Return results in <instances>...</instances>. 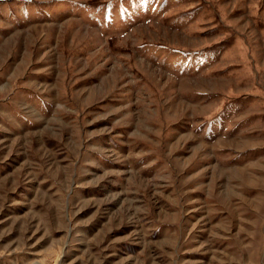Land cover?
<instances>
[{"label":"rangeland","instance_id":"obj_1","mask_svg":"<svg viewBox=\"0 0 264 264\" xmlns=\"http://www.w3.org/2000/svg\"><path fill=\"white\" fill-rule=\"evenodd\" d=\"M0 264H264V0H0Z\"/></svg>","mask_w":264,"mask_h":264}]
</instances>
